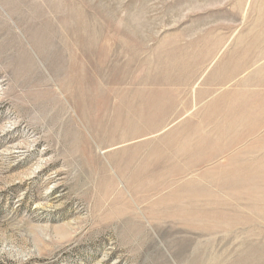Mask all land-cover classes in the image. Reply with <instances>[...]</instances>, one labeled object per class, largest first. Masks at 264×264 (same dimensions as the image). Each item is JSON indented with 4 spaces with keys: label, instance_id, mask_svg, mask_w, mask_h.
Instances as JSON below:
<instances>
[{
    "label": "rangeland",
    "instance_id": "obj_1",
    "mask_svg": "<svg viewBox=\"0 0 264 264\" xmlns=\"http://www.w3.org/2000/svg\"><path fill=\"white\" fill-rule=\"evenodd\" d=\"M0 264H264V0H0Z\"/></svg>",
    "mask_w": 264,
    "mask_h": 264
}]
</instances>
